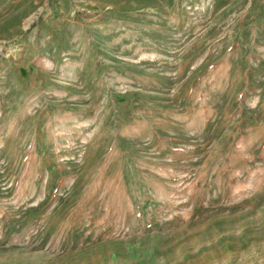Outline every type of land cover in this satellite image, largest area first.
Returning <instances> with one entry per match:
<instances>
[{
    "label": "rangeland",
    "instance_id": "374dc122",
    "mask_svg": "<svg viewBox=\"0 0 264 264\" xmlns=\"http://www.w3.org/2000/svg\"><path fill=\"white\" fill-rule=\"evenodd\" d=\"M0 264H264V0H0Z\"/></svg>",
    "mask_w": 264,
    "mask_h": 264
}]
</instances>
